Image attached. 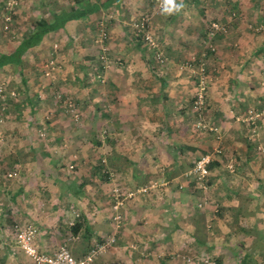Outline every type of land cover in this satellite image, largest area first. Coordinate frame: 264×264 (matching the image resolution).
<instances>
[{"label": "crops", "instance_id": "crops-1", "mask_svg": "<svg viewBox=\"0 0 264 264\" xmlns=\"http://www.w3.org/2000/svg\"><path fill=\"white\" fill-rule=\"evenodd\" d=\"M47 1L34 0L31 8L34 9L33 4L37 2L46 4L48 10H59L69 7L73 0H62L57 5ZM146 3L147 0H112L109 6L70 19L63 27L48 32L38 44L22 54L20 65L7 63L0 67L1 75L8 76L6 72H11V77L15 76L13 80H6L9 88L16 87L18 91L17 96L11 97L13 103L9 104L3 140L0 141V264H34L17 244L12 229L15 221L37 225L36 243L41 251L53 252L72 237L71 251L77 257L81 255L80 246L88 244L89 239L102 241L99 235L105 238L114 233L116 244L103 254L100 264H203L196 260L188 262L183 254L198 255L205 250H209V255L217 256L218 264H246L241 259L234 261L230 251L243 245L250 247L248 242L251 246L255 244L249 237L254 234L259 235L257 243L264 238V222H255L256 214L248 207L250 198L260 196L258 201L263 199L260 187L264 186V162L256 159L255 145L264 146V28L255 33L249 21L263 19L264 0H183L184 7L169 15V20L194 8L198 11L184 17L182 24L174 25L176 19L172 20L171 61L162 74L163 84L151 81L156 75L146 70L148 68L136 48L126 52L127 47L122 45L115 51L125 59H135L129 63L130 72L115 71L111 67L106 70L102 99L99 94L91 99L83 95L89 89L78 85L81 78L76 75L78 68L73 66V59L84 52L83 60L77 63L87 65L88 52L96 50L93 43L97 42L96 33L92 31L95 24L88 25V22H108L110 47L115 40L117 44H121L120 39L125 42L127 38L135 42L133 34L126 32L121 15L135 8L145 10ZM232 9L241 15L233 16ZM205 13L216 21L227 23L229 31L215 36L214 50H207V45L204 49L186 48L189 43L198 44L194 34L187 32L190 28L195 31L192 21L204 20ZM153 19L152 14L151 25ZM184 21L188 27L186 32L182 26ZM8 31L12 33L5 32L8 36L4 34L6 40L1 42L0 53L11 51L19 40L21 32H15L18 38L14 39V31ZM77 35L86 38L84 43L80 40L82 45L78 44L82 47L74 43ZM206 37L210 42V34L206 33ZM205 51L206 116L218 125L222 140H217L211 132L196 129L194 123L189 126L186 106L195 90L190 83L192 74L188 69L179 70L172 65L183 57L202 55ZM51 57L58 63L54 79L41 72L43 62ZM54 83H62V89L71 92L73 97L81 96L86 102L101 100V104L107 106L102 122L108 133H113L114 139L102 143V156L106 155V167L111 175L114 173L113 177L95 174L97 178L94 179L87 171L86 176H82L79 169L68 176L58 172L62 168L59 158V162L64 159L67 165L74 159L78 163L83 159L77 158L74 148L63 149L56 143L63 133L60 129L63 115L59 107L64 104L54 96ZM249 108L263 110L256 121V132H252L246 123ZM86 120L90 121L91 117ZM8 123L12 125L11 129ZM219 143L240 155L239 164L243 165L245 175L262 179L256 181L239 175V179L228 181L226 170L216 161L210 170V200L201 210L196 207L198 196L192 190L187 171L196 156ZM249 159L251 163L245 164ZM12 170L16 174L9 176ZM113 182L125 189L150 182L155 186L148 193H135L126 201L119 211L120 221L114 218L113 211L108 216L84 207L83 211H78L80 215L75 216V207L66 210L68 203L77 207L78 200L86 197L85 194H90L87 197L90 202L94 197L103 199L106 188L108 202L109 196L114 202ZM95 187L103 191L95 193ZM208 215L216 221L214 236L206 230ZM230 232L236 236L226 237ZM227 250H230L229 254Z\"/></svg>", "mask_w": 264, "mask_h": 264}, {"label": "rangeland", "instance_id": "rangeland-1", "mask_svg": "<svg viewBox=\"0 0 264 264\" xmlns=\"http://www.w3.org/2000/svg\"><path fill=\"white\" fill-rule=\"evenodd\" d=\"M29 1L30 0H26V2H24V0H22V2L20 1V3L16 5V7L11 8L12 10H14L13 12H15V18H16V19L14 18V20L12 21L13 22L12 24H15V27L12 26V28H13L12 30L14 31V34H12V35H13L14 39L17 37L15 32H19L20 33V31L22 29V26H27V22L28 23L29 22L32 23L33 19L36 18L39 15H44V16H49L50 15V10L45 8L46 4L35 2L33 4L35 8L32 9L31 8V3H33L34 0L32 2H29ZM149 1L150 0H147V3L144 5L145 10L135 8V9L127 11L126 14L121 15V16L124 17V20H125L124 24L126 25L124 27H125V30H127L126 32L128 34H130V33L134 34V31H133L132 26H131V23L133 22V20L136 19V17H138L139 15H141V13H143V12L146 13L147 11H148L147 13H149L150 10L153 9V5L149 7V5H150ZM59 2L61 3L62 0H57V3H59ZM49 3H50V5L51 4L52 5H54V4L57 5L55 0L54 1L50 0ZM63 3H64V1H63ZM1 5H2V0H0V12L3 11L2 15L0 14V45H1L2 41L6 40L5 36L6 37L8 36L7 33H5V32L6 31L7 32H11V31H8V27L6 25L4 26V24H5L4 21L10 22V20H12L11 17H10V19L6 18L7 16H10V15H8V14L6 15V13L4 12L5 11L4 7L1 6ZM197 11H198V9L194 8V9L190 10L188 13L187 12L186 13L183 12V14L175 15V18L172 19V20L176 19L174 25H176L179 22H180V24H182L181 20H183L184 17L186 18L189 15H193ZM230 13L232 15L233 14H235V15L239 14V13L237 14V10H235V9H232L230 11ZM152 14H153L154 19H153V25L150 26V28H151L150 30L152 31L153 35L158 40V44L157 45H158L159 49H161L163 51L164 55H165V65H163L162 68L160 67L161 68L160 74L162 75V74H164L166 72L165 66H167L168 63L171 61L169 57H170L172 49H170L171 41H169L170 40L169 39V35H170V32H171L172 20H169V18H170L169 15L171 16L173 14H168V15L163 14L161 12V7H159V6H157V8L152 11ZM151 15H150V19H151ZM235 15H233V16H235ZM204 17H205L204 20L197 21V19H194V21H192L193 24L195 25V26H193L195 28V31L193 30V28H190V32L191 33L190 32H187V33L188 34H194L193 36L196 37V39L198 41V44L194 45L192 43H189L190 46H188L186 48H192L193 49V47L195 46L196 49H201V48L204 49L205 47H207L206 46L207 45V43H206L207 37L205 38L206 39V41H205L203 39V35H206V33H204L203 30H204V26H206L205 25L206 19H209V17L211 18V16H210L209 13H205ZM260 18H262V17H260ZM17 19H21L22 21L21 20L18 21ZM260 21H261V19H260ZM96 22H97L96 20H94V22H88V25L92 23L91 25L94 26V24H95V28L93 27V29H92V31L94 33L97 32ZM249 22L251 23V25H253L252 27H254V24L256 23V20L255 21H249ZM185 23H186V21L183 22L182 26H183V29H185L184 31L186 32V29H188V27H185ZM180 26H177V27H180ZM263 28H264V26H263ZM263 28L260 29L259 31L255 30V29L253 31H255V33H258L260 31H262ZM106 30L108 31V27H106ZM4 34H5V36H4ZM75 39L77 41H75L74 43H76L78 45V44H81V41H83L82 43H84V39H86V38L83 35L81 37H80V35H77V38H75ZM130 39L127 38V40L125 42H124V40L120 39L119 41L121 42V44L120 43L117 44L118 41L115 40L114 41L115 44H113V46L110 47V46H108V43H109V35H108V37H107V39L105 41L106 44H107V47H108L107 50H106V55H107L106 56V60L108 62V66L104 65L105 66L104 67V71H102L103 78H104L103 81L100 80L99 77H96L94 75L95 68L93 67V63L92 62L96 63L97 61L91 59V61H90L91 63L89 61L88 62L85 61V63H87V65L86 64H80V63L78 64L77 62H81V60H83L82 57H83V53L84 52H81L79 55L74 57L73 66H75V68H78V72H77L76 75H77V77L81 78V81H79L77 83H78V85L80 87H85L86 86L89 89L87 92H84L83 95H86V96H88V98L91 99L93 96L99 94V95H101L100 98L102 99V95H103L102 87L104 86L103 85V83H105L104 81H106L105 80L106 79V70L107 69H111V67L115 71H123L124 70V72H126V71L130 72V70L128 69V66L131 64V62L133 63V60H135V59H132V60L129 59V58L125 59L124 57H121L119 55V52L115 51L116 48L121 47L122 45L127 47V50H125L126 52H129L130 49H132V48H136L138 50V54L140 56H142V58H143L144 66L148 68V69H146L147 71H150L153 68V62L149 61L150 58L153 59V48L149 47L144 42V40L142 38H140L139 40H135V42L131 41ZM134 39H135V37H134ZM193 42L195 43L196 41L194 40ZM134 43H136V46L133 45ZM13 44H15V43H13ZM81 45H78V47L81 46ZM54 47L57 48L56 45H54ZM78 49H80V48H78ZM79 51H81V50H79ZM95 52L98 53L97 49L94 50V52H92L91 55L92 56H94V55L97 56L96 54H94ZM116 52H117V54L115 55ZM85 53H87V52H85ZM203 53H202V55H200V54L193 55V56H190L189 58L183 57V58L179 59L176 63H172V65H175L176 68H178L179 70L188 69V71L191 72L192 76L190 77V83H191V85L194 88H195L196 83H197V80H196L197 74H195V72H196L195 69H197V63L200 62L201 59L205 60V58H206V57L203 56ZM99 55H100V53H99ZM181 55H186V54L181 53ZM51 58H53V57H51ZM193 58H194V60H190V59H193ZM53 59H54L55 65L53 67H50L48 72H45V70L43 68L41 69V72H43L45 74V76H47V77H49L51 79L52 78L53 79L56 78L55 77V74H56L55 70L58 68L57 60L55 58H53ZM185 61H188V62L185 63ZM45 63H46V61L43 62V65H45ZM184 63H185V66L182 65ZM151 64H152V66H151ZM16 65H18V64H16ZM83 65H85V66H83ZM16 73H17V71H16ZM133 73H134V71H133ZM6 74L8 76L0 74V83L4 82L6 84V88H7L6 91L8 93L9 91L12 90V88H9V84H8V81L6 80V78H9L10 80L11 79L13 80L15 76L11 77V72H6ZM16 77H18V74H17ZM157 77H158V75L153 77L151 81L155 82V83H158L159 80H158ZM76 79H78V78H76ZM10 84H12V83H10ZM54 84H56V85H52V86H54V90L55 89L58 90V92L60 94V96H56L57 93L54 91V94H55L54 96H56L57 101H62L63 103H65L64 102L65 101V99H64L65 97H66V99L67 98H71L72 100H75L76 101L75 107H76V109L78 110V113H79L78 117L74 118V115H73L74 112L71 111V109L68 107V105H67V107L66 106L65 107L62 106V108L59 107V109H61V113L63 115V118H61V119H63V122H61V127H60V129H61V131H63V133H61V136H60L61 138L58 140V142L56 141V143L58 145H61V147L63 149L74 148L75 152H77V158L80 157V158L83 159L82 161L79 160V163H78L73 158L74 160H72L71 162L75 161L76 164L73 167H69V164L67 165V163L65 162L64 159H61V161L59 162V159H60L59 158L58 159V163L62 166V168L58 172H61L63 176H68V175L73 174L75 170L79 169V172H80V174L82 176H86L85 172L87 171V173L90 172L91 177L96 179L97 176L95 174L100 176V172L97 170L98 169L97 167L99 165V159L104 157L105 160H106V163L108 161L106 155L102 156V153L104 154V152H103L104 150L102 149L103 148V144L102 143H104V141H107V140H111L112 141L114 139L113 138V133L112 132L108 133L109 132L108 128L102 122L103 111L104 112L108 111V109L106 110L103 107L107 108V106L106 105L103 106L101 104V102H100L101 100H99V102H97L96 100L86 102V101L83 100V98H81V96L73 97L71 95L72 94L71 92H67L66 90L62 89V85H63L62 83L61 84L60 83H54ZM16 89L17 88L15 87L14 91H16ZM92 89H94V91ZM207 91H208V89H207ZM17 92L18 91H16V93ZM192 95L193 94H191V96L189 98V103L186 106V109L189 112V113L186 114V117L188 116V119H189V120L187 119V121L189 123V126H190L191 123H194L193 112L192 113L190 112L191 111V106H192ZM12 96H13L12 94H9V96L6 99L7 100L6 101V107L4 109L3 120L1 122V133H0V141L1 142L3 140V135H2V133H3V125H4V122H5L6 116H7L8 107H9V104L13 103L12 102L13 100H11ZM11 109H12V106L9 108V110H11ZM88 117H91L90 121L86 120V118H88ZM48 119H50V118H48ZM8 124H9L10 129H11L12 125H10V123H8ZM114 125H116V124H114ZM194 127H195V125H194ZM207 131H209V130H207ZM75 133H77V134H75ZM222 138L223 137H221L220 139L222 140ZM216 139L219 140L218 138H216ZM255 147H256V152H255L256 159L258 160V162H264V146L257 143L255 145ZM211 150H213L212 147H210L205 152L211 151ZM230 152H232L231 156L232 157L235 156L237 161L239 162L240 161L239 160V156L240 155L237 154L235 151L233 152V151L230 150ZM82 153H84V154H82ZM62 155H63L62 157H66V154H62ZM67 157H68V155H67ZM67 157H66V159H67ZM235 157H234V159H235ZM254 159H255V157H254ZM250 163H251V159H249V161L247 160V163H245V164L249 165ZM222 166L224 167V169L226 170V172L228 174V175H225V176H227L228 181H230V179L231 180L239 179V175H244L245 178H251V179H254L256 181L262 179L261 177H257L256 175L255 176H250V177L245 175L246 172L244 171L243 165H240L243 168H239L236 171H235V169L233 171H230L228 169V167H226V163L223 164ZM90 167L92 168V171H91ZM85 168H86V170H85ZM12 171H10V172H12ZM15 174H16V171H15ZM15 174H13V175H15ZM113 176H114V173H112V177ZM88 177L89 176H87V178ZM102 178H103V176H102ZM103 181H106V180H103ZM208 183H210V182H208ZM100 184H99V186H100ZM116 185L121 187V188H123V189H125L123 186H121V185H119L117 183L114 184V182H113V186H116ZM144 186L146 187V189L144 191H142V193L146 194V193L149 192V189L154 187L155 185H154L153 182H150L149 184H143L141 186H137L136 189L144 187ZM209 188H210V185L208 186V189L206 190L205 194L210 198ZM131 189H134V188H131ZM261 190L264 191V186L260 187V194H263V197H262L263 199H260L258 201V198L260 196H257L256 199L250 198L249 206H248L256 214L257 219H255L256 220L255 222H257V223H258V221L260 222L261 220H262V222H264V192L262 193ZM96 191H97V193H100L101 191H103V189L99 188V190H97V187H95V193H96ZM112 191H113V188H112ZM106 192H108L107 188L105 189V192H103V196H104L103 199L99 198V197H94L93 198L94 200L92 202L87 200V197L90 194H85L86 197H82L81 200H78L77 207H76L75 204L70 205V203H68V205L66 206V210L67 211H71V209L73 210V207H75L76 208V209H74L75 216L79 214V212H78L79 210L83 211L84 207L87 210H89L88 207H90L91 211L96 212L98 214H106V215L108 214V216H109L111 211H113V214H114V210L112 209V204H113L112 198H110V196H109V202H108V198L105 196ZM209 198H208L207 202L210 200ZM206 204L204 205L205 208H206ZM196 206H197L198 209H201V210L204 207V206L199 207L197 202H196ZM120 208L121 207L118 208L117 212L120 211ZM212 210H214V209H212ZM76 212L78 214H76ZM206 218H207V220L205 222V226H206L207 233L211 234L210 236H214L213 234L216 232L215 231V229H216V221L213 220L214 217L212 215H208ZM228 225L230 226V224H228ZM257 227H259V226L257 225ZM236 234H238V233H236ZM242 235L245 236V237L247 236V234H243V233H242ZM99 236L103 240L106 238V236H105V238L102 235H99ZM230 236L235 237L236 235L234 233H232V232H230L229 234H226V237H230ZM260 236H262V235L260 234ZM114 237H115V234H114ZM249 237L255 242V244H253L251 246V242H248L250 244L249 245L250 247H246L245 245L239 246L238 248L235 249V251L234 250H231V251L227 250V253L229 254V251H230V255L232 256L234 261L241 259V261L244 260L246 262V264H254V263L255 264H264V238L261 239V241H263V242L260 241V242L257 243V241H259V239H260V238H258L259 235L254 234V236H249ZM116 238L117 237H115V240L113 241L112 244L106 246L103 250L99 251V253L96 254V256L94 257V259H93L91 264H100L101 263L102 258L104 257L103 254L107 253L108 249L112 250L113 246L116 244ZM256 238H258V239L256 240ZM94 240H97L99 242L101 241L100 239L99 240L98 239H89L88 240V242H89L88 244H86L84 247L80 246L79 252H81V255H84L89 250L90 247L94 246V244L97 242V241L93 242ZM92 243H94V244H92ZM72 245H74V244L72 243ZM70 247H71V245H70ZM114 248H116V247H114ZM211 251H213V250H211ZM245 252L249 256L248 255L244 256L243 253H245ZM139 254L141 255V253H139ZM200 254H198V255L195 254V255H190V256L186 255V254H183V258L186 261H188V262H192L194 260L200 261L199 260L200 257L205 255V256H208L210 258H213L216 261L215 264H218L217 256L215 254L212 255V256L209 255V250H205L204 252L201 251ZM192 256H193V258H192ZM186 257H190L191 259L187 260ZM232 264H234V262H232ZM239 264H243V263H239Z\"/></svg>", "mask_w": 264, "mask_h": 264}, {"label": "built area", "instance_id": "built-area-1", "mask_svg": "<svg viewBox=\"0 0 264 264\" xmlns=\"http://www.w3.org/2000/svg\"><path fill=\"white\" fill-rule=\"evenodd\" d=\"M157 6L161 7L160 0L157 1ZM6 18H9V16H7ZM132 24L138 29V31L142 33L144 42L148 46L150 47L157 46V39L150 30L151 28H149L150 15L144 14L139 19L137 18L136 20H134ZM212 25L216 29L220 28V25L219 23H217V21L212 22ZM250 26L252 27L253 25L250 24ZM263 26H264V22H257L252 28L253 30L255 29L259 31L260 29L263 28ZM211 32L213 31L211 30L209 34H211ZM106 36H107V31L103 26H101L98 35L96 37V41L99 44L104 45L103 43ZM207 46L210 50L215 49V46L209 41H207ZM205 53L206 51L203 54ZM106 56H107L106 53H102L100 55V57L104 61V65L108 66ZM155 58L157 59V61L161 63L165 60V56L160 50L155 52ZM190 60H194V58ZM186 62L188 61H185V63ZM185 63L182 65L185 66ZM54 65H55L54 59L50 58L46 61L45 65H43V69L45 70V72H48L49 68L53 67ZM195 71H196L195 74H197L196 76L197 83L192 95L193 96L192 109L195 114L194 125L198 129H207L211 131L212 133H214L215 137L220 140V138L222 137V132L220 131L218 125L211 123L206 116L208 76L205 67V60L201 59L200 62L197 63V69H195ZM98 77L100 80L102 81L104 80L102 73H99ZM6 89H7L6 84L4 82L0 83V133H1V122L3 120L4 109L6 107V101H7L6 99L9 96V94L16 96V91H14V89L9 91L8 93ZM55 92L57 93L56 96H60L58 90H56ZM64 99H65L64 102L68 105L71 111L74 112L73 113L74 118H77L79 113L75 107V104L73 103L74 101L71 98L66 99L65 97ZM262 114H263L262 109L249 108L248 115L245 119L247 122L251 124H255L257 119H259ZM255 130H256L255 128H252V132H255ZM222 147L223 146L219 144L216 147H214L213 150L200 154L198 158L194 161L193 165L187 171V175L191 176L193 174L196 177L198 186L202 189V196L199 197V200L197 202L199 207L204 206L209 198L205 194L206 190L208 189V173H209L208 163L212 160V158L215 156L216 153L222 151ZM101 159L104 162H106L104 157H102ZM75 164H76L75 161L70 162L69 167H73ZM226 167H228L230 171H233L235 169V163L232 160V157H230L227 160ZM103 171L107 173L110 177H112L111 171H109L107 167H104ZM13 174H15V171L8 173L9 176H12ZM145 189L146 187L144 186L136 189V191H144ZM113 191L115 194V200L112 204V209L115 210L114 218L120 221L121 213L117 212V210L119 207H121L124 204L125 199L131 197L135 193V191L129 190L127 192H121L120 187L117 185L113 187ZM76 214L78 213L76 212ZM12 229L18 246L24 251V253H26L28 256L31 257L34 264H91L96 254H98L99 251L103 250L106 246L112 244L113 241L115 240L114 234H112L106 237L104 240L95 243L94 246L90 247L89 250L84 255L77 257L71 251L70 240L72 239V237L67 238V240H65L64 243L59 245L53 252H45V251H41L37 247L36 235L38 232V227L35 223L29 221L27 222L15 221L12 225ZM186 259L190 260L191 258L186 257ZM200 262H202L203 264L216 263L213 258H210L205 255L200 257Z\"/></svg>", "mask_w": 264, "mask_h": 264}, {"label": "trees", "instance_id": "trees-1", "mask_svg": "<svg viewBox=\"0 0 264 264\" xmlns=\"http://www.w3.org/2000/svg\"><path fill=\"white\" fill-rule=\"evenodd\" d=\"M50 0H48L47 2H49ZM54 1V0H52ZM112 0H73L72 1V4L69 6V7H64V8H61L59 10H55V8H52L50 10V15L49 16H44V15H39L37 16L36 18L33 19V22H27V26H22V29H21V34L18 36L19 37V40L17 41L16 45L12 48L11 51L9 52H1L0 53V67L7 64V63H15V64H18L20 65L21 63V58H22V54L29 48V47H32L36 44H38L42 39L43 37L50 31H53L57 28H61L65 25V23L70 20V19H76V18H81V17H84V16H87L89 15L90 13L92 12H95L101 8H104V7H107L109 6L110 2ZM157 1L158 0H150V6L153 5V9H151L152 11L155 10L157 8ZM19 0H2V5L4 7V12L6 13V15H10L8 19H11L10 22H6L4 21V26L6 25L8 27V30L9 29H13L12 28V21L14 20L15 18V12H13L14 10H12L11 8H14L16 7L17 4H19ZM55 2L57 3V0H55ZM58 4V3H57ZM149 6V7H150ZM150 10L149 13H141V15H139L138 17H136V19L140 18L142 15L144 14H147V15H151L152 14V11ZM3 12V11H2ZM2 12H0V14L2 15ZM238 14V13H237ZM239 15H241L239 13ZM5 17V16H4ZM16 19V18H15ZM134 19V20H136ZM213 19V18H212ZM206 19L205 21V28L206 29V32L207 34H209V31H213L211 32L210 34V42L214 45L215 44V36H217L218 33H221V34H226L228 31H229V27L228 25H226L225 23H223L222 21L220 20H217V23H219L220 25V28L219 29H216L213 25H212V22L216 21V19ZM133 20V21H134ZM258 22H264V18L260 21L258 20ZM101 23V24H100ZM257 23V21H256ZM255 23V24H256ZM251 24V23H249ZM254 24V25H255ZM96 25H97V32H96V37L98 35V32L100 30V27L103 26L105 29L106 27H108V22L106 23L104 20L103 21H97L96 22ZM106 26V27H105ZM131 26H132V29L134 31V34H133V37H135V40H139L140 38L143 39V36H142V33L140 31H138V29L131 23ZM151 26V19H150V25H149V28ZM252 28V27H251ZM253 29V28H252ZM107 31V30H106ZM107 36H108V31H107ZM107 36L106 38L104 39V45H101L97 42H94L95 45H96V49H98V53L96 54L97 56H92L91 55V52L88 53V57L90 58L89 59V62L92 60H95L97 61L96 63L95 62H92L93 63V67L95 68V72H94V75L96 77H98V74L99 73H102V71H104V61L103 59L100 57V55L102 53H106V50H107V44H106V39H107ZM17 37V38H18ZM164 37V36H163ZM165 38V37H164ZM206 38V35H203V39ZM144 40V39H143ZM212 40V41H211ZM138 43V42H137ZM56 46H57V43H55ZM157 44H158V40H157ZM215 46V45H214ZM150 47V46H149ZM148 47V48H149ZM153 48V59L150 58L149 61L150 62H153V68L150 70L154 75H158V80L159 82H161V84L164 83V79L162 77V75L160 74L161 72V68L163 65H165V60L161 63L159 61H157V59L155 58V52L156 51H162L161 49H159L158 45L156 47H151ZM207 50H210L209 48ZM100 53V55H99ZM163 53V51H162ZM164 54V53H163ZM165 56V55H164ZM91 63V62H90ZM152 66V64H151ZM161 67V68H160ZM106 80V79H105ZM264 81V79H263ZM105 82V81H104ZM264 85V83H263ZM64 98V97H63ZM192 100H193V96H192ZM74 104L76 103L75 100H73ZM64 105L62 106H66L67 107V104L66 103H63ZM104 109L107 110L106 107H103ZM257 109V108H255ZM191 113L193 112V116L195 115L194 114V111L192 109V106H191ZM261 118V117H260ZM249 126H250V130L252 131V128H257V123L256 124H251L249 122H246ZM198 129V128H197ZM201 131H207V129H200ZM257 130V129H256ZM255 130V132H256ZM208 132H211V131H208ZM212 133V132H211ZM205 151L201 152L200 154L204 153ZM199 154V155H200ZM232 152L228 151L227 149H225L224 147H222V151L221 152H218L216 153V155L212 158V160L208 163V168H209V173H208V182L211 181V173H210V170H211V167L213 166V164L217 161L218 163H220V165H223L227 162V160L232 157L231 156ZM198 155V156H199ZM198 156H196L194 158V160L192 161L190 167L193 165L194 161L198 158ZM235 156L232 157V160L234 161L235 163V171L238 170L239 168H242L239 164V162L237 161L236 157L234 159ZM108 166L106 162H104L101 158L99 159V165L98 167L100 169H98V171L100 172V176L101 175H104V176H107V173H105L103 171V168ZM189 167V168H190ZM228 170V169H227ZM229 171V170H228ZM10 172V171H9ZM193 175V174H192ZM189 176V183L191 184L192 186V190L195 194H197L198 196V200H199V197L202 196V189L198 186V183H197V179L196 177L193 175V176ZM13 176V175H12ZM108 177V176H107ZM106 177V178H107ZM210 185V183H208V186ZM136 188L135 187L134 189H123L120 187V191L121 192H127L129 190H133L135 191V193H142V191H136ZM112 195H113V199L115 200V194H114V191L111 192ZM135 193L129 197V198H126L125 201H124V204L126 201H128L129 199H131L133 196H135ZM197 207V206H196ZM115 212V210H114ZM121 220V218H120ZM76 225L79 227L80 224L76 223ZM114 234V233H113ZM116 237V235H115ZM216 262V261H215Z\"/></svg>", "mask_w": 264, "mask_h": 264}, {"label": "clouds", "instance_id": "clouds-1", "mask_svg": "<svg viewBox=\"0 0 264 264\" xmlns=\"http://www.w3.org/2000/svg\"><path fill=\"white\" fill-rule=\"evenodd\" d=\"M161 12L163 14L178 13L183 7V0H160Z\"/></svg>", "mask_w": 264, "mask_h": 264}]
</instances>
